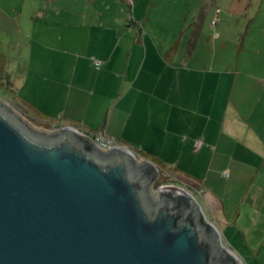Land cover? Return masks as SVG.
I'll list each match as a JSON object with an SVG mask.
<instances>
[{
	"label": "crops",
	"instance_id": "1",
	"mask_svg": "<svg viewBox=\"0 0 264 264\" xmlns=\"http://www.w3.org/2000/svg\"><path fill=\"white\" fill-rule=\"evenodd\" d=\"M178 3L0 0L4 72L28 118L89 141L102 130L176 175L241 264H264V62L247 54L261 50L247 18L217 5L196 35L180 33ZM206 21L212 49L199 55Z\"/></svg>",
	"mask_w": 264,
	"mask_h": 264
},
{
	"label": "water",
	"instance_id": "2",
	"mask_svg": "<svg viewBox=\"0 0 264 264\" xmlns=\"http://www.w3.org/2000/svg\"><path fill=\"white\" fill-rule=\"evenodd\" d=\"M156 176L123 147L36 129L0 101V264H241L191 194L150 192Z\"/></svg>",
	"mask_w": 264,
	"mask_h": 264
},
{
	"label": "rangeland",
	"instance_id": "3",
	"mask_svg": "<svg viewBox=\"0 0 264 264\" xmlns=\"http://www.w3.org/2000/svg\"><path fill=\"white\" fill-rule=\"evenodd\" d=\"M162 1H164V3H167V4H170L172 1L179 2L178 7H175L181 11L182 21L179 23L180 25H179L178 30L180 31V33H187L186 36L191 35L192 31L195 29L196 23H198V19L203 14L205 15L207 14L208 16L213 14L215 5H217L221 9V13H220L221 17L226 16L229 19L230 17L229 15H232V17L235 15L236 16L239 15L244 18H247L246 22H248V24L245 23V19H243L244 21L238 25L243 26V24L244 25L246 24L248 26L247 28L248 37H252L253 40L248 37L246 39L243 38L247 35L246 33H244L242 34L241 38H239V41L240 42L244 41L246 45H250L249 42L251 40L255 42V44L257 45L259 50H261V52L257 53L255 51L253 52L250 50V51H247V54L249 56H253V55L258 56V57L260 56V58L256 61L258 63L264 62V58L262 57V52H264V0H162ZM229 20L231 21V19ZM183 21H185V24H182ZM235 25H236L235 23L230 22L227 25L228 30L232 32L233 31L232 29ZM220 26H223L221 22L217 24L218 29H220ZM201 31L203 32V37L200 39L197 45L198 46L197 53L199 55L203 53L207 54V49H212L211 46L209 47L207 45V41L205 38H208V36L213 37V32L215 30L212 29V23L206 21L201 26ZM0 40H4V38H0ZM233 54L234 55H232L231 53H227L228 56H232L230 57L232 61L235 58V53ZM5 56L0 54V78L3 80V83L0 82V101L6 104L16 115H18L22 120H24L30 126L36 129H39V130L47 131V132L59 131L61 127L53 126L51 124H49L48 126H43L42 123L34 122V120H31L30 118H28L29 116L26 114V112L24 113L21 111L20 106L17 102V98L14 95L13 89L9 90L6 87L7 81L10 82V80H8V77H7L8 73L4 72L6 71L7 69L6 67L8 64V56L6 57ZM130 154L134 158V163L139 164L143 162L137 153L130 151ZM159 171H160V168L158 167L157 169L156 167L157 176L159 174ZM162 171L164 172V175H165L164 177L168 180V182L163 185L154 186L155 178H157L156 176L149 183V190L151 193H156L157 190L163 186H174L176 188L182 189L185 192L191 194L200 208L201 199L197 195V193L193 192L192 188L179 182L176 179L177 177L176 175H172L170 172H168L164 168L163 170L161 169V172ZM221 243L225 245L224 242H222V240H221Z\"/></svg>",
	"mask_w": 264,
	"mask_h": 264
},
{
	"label": "built area",
	"instance_id": "4",
	"mask_svg": "<svg viewBox=\"0 0 264 264\" xmlns=\"http://www.w3.org/2000/svg\"><path fill=\"white\" fill-rule=\"evenodd\" d=\"M132 3L133 0H128ZM93 66L98 69L101 65V61L96 58H92ZM90 142L101 151H107L111 147H121L112 137L107 136L102 130L93 132L90 136ZM201 140L196 139L193 142V150L197 151L201 145Z\"/></svg>",
	"mask_w": 264,
	"mask_h": 264
},
{
	"label": "trees",
	"instance_id": "5",
	"mask_svg": "<svg viewBox=\"0 0 264 264\" xmlns=\"http://www.w3.org/2000/svg\"><path fill=\"white\" fill-rule=\"evenodd\" d=\"M200 25H201V23H196L195 29L192 31L191 35H196V34L199 32V30H200ZM176 46H177V43L174 44V46L170 49V51H169L168 54H170L172 51H174V49L176 48ZM0 82L3 83V80L0 79ZM6 87H7V89L12 90V86H11L10 82H8V81H7V86H6ZM48 125H49L48 123L43 124V126H48ZM137 154H138V153H137ZM153 164H154L155 167H157V169H158V167L160 168L159 174H158L157 178H155L154 186L163 185V184L167 183L168 180L164 177V176H165V175H164V172H163V171L161 172V169L163 170V168L160 167V166H159L158 164H156V163H153ZM153 169H154V168H153L152 166H147V167L145 168V172H146V174H147L148 176L153 175ZM179 202H181V203L183 202V203L187 204V200H186L184 197H180V198H179ZM225 258H226L227 260H230V261H231V257L226 256Z\"/></svg>",
	"mask_w": 264,
	"mask_h": 264
}]
</instances>
